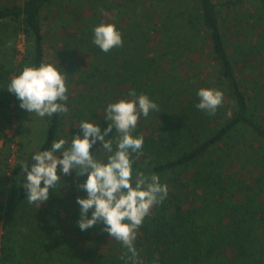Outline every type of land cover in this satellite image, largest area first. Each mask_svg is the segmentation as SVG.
<instances>
[{"label":"trees","instance_id":"trees-1","mask_svg":"<svg viewBox=\"0 0 264 264\" xmlns=\"http://www.w3.org/2000/svg\"><path fill=\"white\" fill-rule=\"evenodd\" d=\"M123 1L130 6V20L121 17L119 23L124 25L117 28L123 46L104 53L93 44V29L101 21L95 14L90 17L94 21L80 27L75 49L70 48L76 60L74 69L81 71L85 87H90L85 93L87 101L96 107L88 117L79 112L78 123L67 129L66 114H53L37 151L50 149L54 140L70 142L71 135L82 136L77 127L82 120L94 118L101 130L106 128L104 109L122 96L123 87L127 92L145 94L158 104L160 112L141 116L133 133L144 138L143 154L133 164V183L136 172L156 174L167 185L168 194L137 230L138 260L141 264H264V177L259 176L264 171V69L256 72L251 66L264 64V0H254L256 14L246 12L242 17L255 19L244 21L251 30L250 40L245 42L241 33L243 42L238 43L237 61L243 68L244 83L237 77L219 19L220 7L230 9L241 1ZM54 2L57 0H24L0 7V38H5L0 44L12 48L8 57L0 59V264H53L49 263L54 256L50 249L59 246L58 256L64 261L67 240L61 238V213L75 221L80 217L76 198L86 197L77 184L87 177L77 178L73 171L67 176H71V192L63 198L50 190L49 199L38 208L27 201L22 187L26 175H21L18 165L12 171L9 168L12 138L5 130L12 124L11 117L21 122L24 109L7 85L10 76L18 75L25 66L47 63L41 13ZM20 33L27 46L23 60L16 63L14 44ZM78 52L87 58V68L76 58ZM200 62L213 67V81L199 87L190 73ZM201 88L223 93V103L214 115L195 107ZM80 101L86 110L85 101ZM223 108L228 110V118H224ZM217 118L224 119L218 127L213 125ZM114 133L115 129L109 138ZM251 142L257 144L255 148ZM99 147L97 142L90 151L95 154ZM64 225L69 227L67 221ZM92 228L97 235L87 252L96 256L106 232L103 224ZM109 246L119 256L102 264H131L121 258L127 250L120 242L110 237Z\"/></svg>","mask_w":264,"mask_h":264},{"label":"clouds","instance_id":"clouds-1","mask_svg":"<svg viewBox=\"0 0 264 264\" xmlns=\"http://www.w3.org/2000/svg\"><path fill=\"white\" fill-rule=\"evenodd\" d=\"M93 33V44L104 53L123 46L122 34L115 24L102 23L94 27ZM66 75L54 63L25 66L10 78L7 91L15 95L19 107L29 114L40 118L67 114ZM197 96L199 103L195 107L209 115H214L223 103V93L217 89L201 88ZM104 112L108 124L103 130L97 122L82 120L77 126L82 136L71 135L70 142L63 138L54 140L50 149L31 154L34 163L22 162V176L26 173L22 187L28 203L39 208L47 202L50 190H55L61 178L73 171L77 178L86 175L87 178L77 184L78 190L86 192V197L76 198L80 206L77 225L81 231H86L103 224L102 231L127 250L121 258L126 257L131 264H141L134 244L137 230L153 206L167 197L168 187L160 183L156 174L146 176L143 172L135 173L133 183V164L143 154L144 145L143 136L133 133L141 116L147 118L160 109L147 95L129 90L128 98L108 103ZM113 129L115 133L109 138ZM97 142L100 147L96 153L106 159L97 158L96 153L90 151Z\"/></svg>","mask_w":264,"mask_h":264},{"label":"rangeland","instance_id":"rangeland-1","mask_svg":"<svg viewBox=\"0 0 264 264\" xmlns=\"http://www.w3.org/2000/svg\"><path fill=\"white\" fill-rule=\"evenodd\" d=\"M218 4L223 3L226 0H213ZM237 1V0H234ZM239 4L235 5L233 8L227 9L224 6L220 7L219 19L221 23L222 33L225 37L227 51L234 63V67L237 71V77L241 78L242 82L246 80L244 73L241 72L243 69L241 63L238 62L239 58V42L242 43L241 33L244 34L245 42L249 41L252 35H248L251 30L244 21H255L254 18H242L245 13H252L256 10L254 6V0H239ZM24 0H0V7L10 6L13 4H21ZM148 2V1H147ZM126 3L123 0H57V3L54 2V5H50L42 10L41 21L43 24L44 32V50L47 63L57 64V67H60V71H63L66 75V85L68 87V103H69V112L66 114L64 128L67 129L69 125L74 126L79 121V112L84 116H89V111L94 109L96 105L92 102L87 101V95H85L86 90H89V86L85 87L83 83V78L81 77V71L74 69L75 59H72L71 49H75L73 42L75 39H79L81 35V26H84V23L89 21H94L91 19V16L98 17L99 25L102 23H112L116 25V28L123 27L124 23L122 21L130 20L127 18V12L129 11L130 6H124ZM262 9V8H260ZM120 10V11H119ZM253 14H256L255 12ZM239 21H243L240 26ZM251 23V22H250ZM252 24V23H251ZM72 26L71 30L68 29V26ZM241 39V40H240ZM0 40H5L1 37ZM71 43V45H70ZM15 62L19 63L23 60L25 51H26V42L23 34L17 35L15 38ZM12 49V48H11ZM10 48L7 45L0 44V59H4L10 55ZM4 54V55H3ZM79 59V63L82 64V68H87L86 63L87 58L81 54L76 56ZM254 63H258L257 59L254 58ZM261 65H251L253 69H256V72L264 69V64L261 61ZM78 64V63H77ZM86 65V66H85ZM199 66L195 71H191L190 74L195 75V80L198 82L197 86L202 84H207L212 82V76L210 72L213 70V67L208 63L200 62ZM249 67V68H252ZM195 72L197 74H195ZM12 74L10 77H12ZM244 83V82H243ZM182 86V85H181ZM121 92V97H117V101L120 99L128 98V92L124 89ZM80 99H83L86 104V110L82 109L84 103H81ZM10 106H13V102L10 103ZM224 118H228L229 112L227 109H222ZM103 113L101 108L98 112ZM11 114L13 112L11 111ZM84 116V117H85ZM22 120L20 123L14 118L11 117L12 124L10 128H6L5 134L12 138L11 141V155L9 159V168L12 171L15 166H17L20 173L22 172V162H27L31 165L33 162L31 154L36 152L40 147L44 135L46 132V127L48 124V118H40L35 114H29L26 110L22 113ZM222 118L214 119L213 125L217 127L222 124ZM89 121L94 122V118H91ZM212 124V123H211ZM253 148L257 144L251 142ZM3 146V140H0V148ZM20 146L22 147L20 149ZM58 155V153H57ZM248 168H246L247 170ZM236 172V170L234 171ZM22 175V173H21ZM26 173L23 175L25 176ZM258 175V171H256ZM260 177H264V171L259 174ZM71 176H67L60 180L61 182L57 184L55 190L59 193L61 197H66L68 193L72 190V182L70 181ZM62 212V211H61ZM63 217L62 223V236L61 238H66L67 240V251L64 253L62 261L58 253L60 252L61 246L57 249L51 248L53 250L52 259L49 260V263L53 264H102V262L111 260V258L119 256V251L112 249V247H107V244H110V235L105 233L100 241L99 248L96 256L91 255L87 251H90L92 248L89 247V244L96 238V231L93 228H89L86 231H81L79 226L76 224L73 225L75 221H78L79 218L75 217V221L69 219V215L66 212L61 213ZM68 222L69 227L65 228V222ZM3 230H0V241ZM64 244V243H63ZM62 244V245H63ZM98 257V258H97ZM96 258V259H95Z\"/></svg>","mask_w":264,"mask_h":264}]
</instances>
